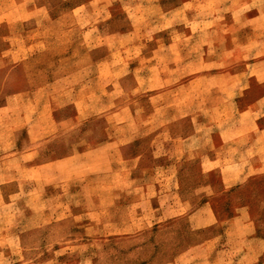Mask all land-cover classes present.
Instances as JSON below:
<instances>
[{
  "label": "rangeland",
  "instance_id": "374dc122",
  "mask_svg": "<svg viewBox=\"0 0 264 264\" xmlns=\"http://www.w3.org/2000/svg\"><path fill=\"white\" fill-rule=\"evenodd\" d=\"M155 1L34 3L44 6L39 18H62L61 23L39 25L35 55L17 71L0 73V100L26 92L28 84H55L45 90L51 92L50 102L40 90L36 100L24 98L13 112L9 102L3 111L0 264H264V0H231L234 8H218L222 0H205V6H212L207 12L224 20L207 29L186 22L172 25L176 14L160 12ZM177 1L160 4L170 9ZM177 15L181 22L186 10L179 9ZM187 32L193 38L187 40ZM71 53L77 55L65 60ZM75 66L77 73L68 72ZM81 83V89L65 88ZM75 96L82 98L78 101L84 112L94 104L100 130L102 115L108 112L118 113L114 122L122 112L143 115L145 125L136 128L199 131L211 142L212 166L231 164L228 157L238 152L242 160L261 166L212 167L210 190L199 199L203 191L196 190L194 202L207 203L208 216L200 209L194 219L180 215L161 223L156 232L151 227L126 237L78 231L72 207L81 203L41 199V185L28 176L29 160L54 156L55 151L23 152L26 136L16 142L10 121L26 112L40 119L59 118L74 109V104L62 102ZM186 113L194 114L190 121ZM220 130L225 132L217 136ZM198 165L192 171L200 184ZM190 227L195 230L190 232Z\"/></svg>",
  "mask_w": 264,
  "mask_h": 264
},
{
  "label": "crops",
  "instance_id": "0c3cea01",
  "mask_svg": "<svg viewBox=\"0 0 264 264\" xmlns=\"http://www.w3.org/2000/svg\"><path fill=\"white\" fill-rule=\"evenodd\" d=\"M204 1L178 0L170 9L169 6L160 4V0L155 2L160 12L176 14L177 17L172 16V25L186 22L188 26L202 24L207 29L212 25L222 24L223 18L207 12L212 6H205ZM228 1L230 4L225 6ZM35 2L36 0H0V73L17 71L19 64H25L26 60L29 62L35 55V42L39 40L35 33L39 25L61 23L62 18L50 19L51 21L48 19L47 22L45 18H39L40 6H44H36ZM222 2L224 3H216L218 8L235 5L231 0ZM179 9L186 10L181 22L177 15ZM196 10L198 12L195 16ZM123 36L125 34L117 37ZM186 38L189 40L193 35L187 32ZM76 55L71 53L64 58L70 61ZM111 55L110 52L107 57ZM187 55L191 56L192 53L187 52ZM78 71L75 66L68 72ZM54 84L53 81L28 84L26 92L12 93L5 101L0 100V137L3 136V111L8 109L9 102L12 106L9 109L13 112V109H18L23 103L24 98L27 101L36 100L35 93L43 90L48 103L51 92L45 90H50ZM80 85L65 88L81 89L83 85ZM73 99L62 102L66 106L74 104V109L59 118L48 116L40 119L25 111L27 115L10 121L16 131V142L20 136H26L28 144L23 152L45 154L51 149L55 151L54 156L43 155L41 160H29L26 166L28 176L33 179L34 184L41 185L44 195L41 199L81 203L72 207V219L78 231L94 233V236L126 237L140 234L151 227L156 232L161 223L180 215L187 216L189 220L194 219L200 209L206 210L208 216L207 203L195 206L194 202L196 190L203 191L197 199L203 198L210 190L209 173L212 167L261 166L259 162L242 160V152H238L237 156H229V165L212 166L211 142L200 135L199 131L196 132L191 127L186 131L136 128L145 125L146 118L143 115L132 117L130 113L119 111L122 118L114 122L118 113L108 112L102 115L104 129L100 130V114L94 112V104L84 112L82 101H78L82 98L75 96ZM43 100L45 102V97ZM185 116L190 121L194 114L186 113ZM25 123L27 125L24 129L22 125ZM224 132L217 131L216 135L221 136ZM16 148V152H19L18 146ZM2 152L0 146V153ZM236 152L237 150L234 151ZM195 163L200 164V184L194 181L192 170L195 169ZM50 187H54V191L47 192ZM47 193L50 195L47 196ZM194 230L195 227H190L189 231Z\"/></svg>",
  "mask_w": 264,
  "mask_h": 264
}]
</instances>
